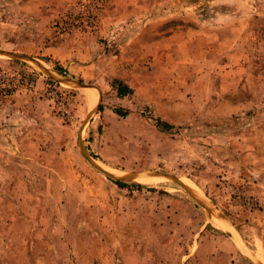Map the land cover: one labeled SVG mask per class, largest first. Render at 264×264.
<instances>
[{"label":"rangeland","instance_id":"1","mask_svg":"<svg viewBox=\"0 0 264 264\" xmlns=\"http://www.w3.org/2000/svg\"><path fill=\"white\" fill-rule=\"evenodd\" d=\"M71 2L0 0V264H264V0Z\"/></svg>","mask_w":264,"mask_h":264},{"label":"built area","instance_id":"2","mask_svg":"<svg viewBox=\"0 0 264 264\" xmlns=\"http://www.w3.org/2000/svg\"><path fill=\"white\" fill-rule=\"evenodd\" d=\"M103 5V0H72L64 16L68 31L81 32L94 25Z\"/></svg>","mask_w":264,"mask_h":264},{"label":"bare ground","instance_id":"3","mask_svg":"<svg viewBox=\"0 0 264 264\" xmlns=\"http://www.w3.org/2000/svg\"><path fill=\"white\" fill-rule=\"evenodd\" d=\"M89 95V102L92 106H94L96 104L97 98L95 93L92 91L91 93L88 94Z\"/></svg>","mask_w":264,"mask_h":264},{"label":"trees","instance_id":"4","mask_svg":"<svg viewBox=\"0 0 264 264\" xmlns=\"http://www.w3.org/2000/svg\"><path fill=\"white\" fill-rule=\"evenodd\" d=\"M118 95H123L126 92L125 88H122V86H119L117 89Z\"/></svg>","mask_w":264,"mask_h":264}]
</instances>
